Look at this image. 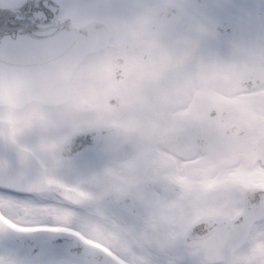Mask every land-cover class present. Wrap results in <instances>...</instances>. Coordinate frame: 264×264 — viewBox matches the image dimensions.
<instances>
[{
    "label": "snow or ice",
    "instance_id": "snow-or-ice-1",
    "mask_svg": "<svg viewBox=\"0 0 264 264\" xmlns=\"http://www.w3.org/2000/svg\"><path fill=\"white\" fill-rule=\"evenodd\" d=\"M63 7V0H0V52L9 54L7 64L0 57V75L18 67L21 46L56 31ZM249 95L262 97L254 103L264 111V92ZM15 132L10 122L9 139ZM63 140L48 145L53 156ZM122 151L90 186L66 178L55 160L0 158V264H157L160 252L164 264H264V136L212 141L190 157ZM23 241L43 251L24 254ZM54 241L58 250L48 248Z\"/></svg>",
    "mask_w": 264,
    "mask_h": 264
},
{
    "label": "clouds",
    "instance_id": "clouds-1",
    "mask_svg": "<svg viewBox=\"0 0 264 264\" xmlns=\"http://www.w3.org/2000/svg\"><path fill=\"white\" fill-rule=\"evenodd\" d=\"M63 2L64 7L57 12L56 31L21 46L14 57L18 67L0 75V140L15 149L18 159L35 162L43 157L59 162L60 145L55 156L48 145L62 141L69 131L89 128L115 134L114 121L147 119L153 110L163 116L184 108L196 111L195 118L183 126L181 139L188 144L207 139L226 142L238 133L264 136V111L254 103L262 97L249 95L264 92V44L250 48L237 45L224 59L202 56L201 63L222 70L180 81L169 78L167 87L161 89L154 73L137 74L129 66L117 75L115 59L87 55L81 48L82 37L95 24H103L101 40L121 50L175 33L167 44V50L175 52L203 31L198 24L183 30L187 17L178 0ZM117 5L126 11H118ZM66 17L79 22L69 24ZM0 57L5 64L9 62L6 50ZM109 97L114 101L109 103ZM213 109L214 114H210ZM9 120L16 126L14 141L8 137ZM154 132L147 124L145 133Z\"/></svg>",
    "mask_w": 264,
    "mask_h": 264
},
{
    "label": "flooded vegetation",
    "instance_id": "flooded-vegetation-1",
    "mask_svg": "<svg viewBox=\"0 0 264 264\" xmlns=\"http://www.w3.org/2000/svg\"><path fill=\"white\" fill-rule=\"evenodd\" d=\"M186 13V24L183 27V30H190L192 24L190 22L191 13L188 11L190 7H183ZM225 14L227 16H232L240 23V27H243V45L246 46L249 44L248 37L245 36L247 31V21L249 19V12H253L255 15L259 16L261 23L257 28L264 32V0H226ZM196 10V9H195ZM257 11H261V14ZM198 17V15H196ZM260 16H263L262 18ZM212 29V28H211ZM203 29L201 33L198 34V37L195 41L186 42L181 45L175 52H169L167 50V44L169 40L175 38V33L171 36L164 37L160 40H145L142 41L137 47V52L131 51L127 58L132 64V69L137 74H150L154 73L158 80L160 81V88L165 89L167 87V80L169 78H175L177 81L182 79L186 80L191 75L195 67L197 66L199 57L195 55L194 52L201 48L203 44H206L209 41L213 42V39H209V33H213L212 29ZM253 41V40H252ZM264 42V40H263ZM110 51L114 54H120L124 52V49L114 50L112 47ZM143 58H142V56ZM198 113L190 108L181 109L179 112L169 114L168 116H163L162 114L153 111H150L147 115V119L142 117H129L124 120H117L114 123H117L124 128L130 137L128 144L125 147L128 148H137V147H147L153 149V152L150 155L155 154L154 149L157 146L161 148L170 150V152L175 153L182 157H190L192 154L187 151L190 146L188 143L182 141H171L159 144V137L164 133L170 131H181L183 130L184 124L195 118ZM147 124L155 129L154 133L146 134L145 127ZM246 135L244 138H247ZM124 148V147H123ZM122 148V149H123ZM119 150V151H122ZM118 151V152H119ZM113 153L107 159L106 162L114 163L115 160L121 158L123 152ZM115 210H120V207L117 204L115 205ZM31 245H36V250L34 253H27L22 246L25 244V241L21 242L18 247L21 252L28 255L38 254L43 251L41 245L36 244L35 242H27ZM48 248L55 249L54 244L48 245ZM60 248V247H59Z\"/></svg>",
    "mask_w": 264,
    "mask_h": 264
},
{
    "label": "bare ground",
    "instance_id": "bare-ground-1",
    "mask_svg": "<svg viewBox=\"0 0 264 264\" xmlns=\"http://www.w3.org/2000/svg\"><path fill=\"white\" fill-rule=\"evenodd\" d=\"M121 8V7H120ZM123 10V8H121ZM240 135H242V133H239ZM167 256H160L159 259H156L157 264H164V261L166 260Z\"/></svg>",
    "mask_w": 264,
    "mask_h": 264
}]
</instances>
